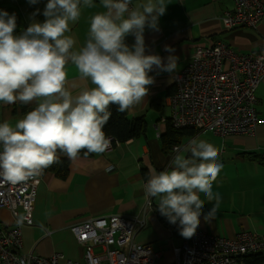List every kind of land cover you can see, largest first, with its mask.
Here are the masks:
<instances>
[{
    "label": "clouds",
    "instance_id": "9594fccd",
    "mask_svg": "<svg viewBox=\"0 0 264 264\" xmlns=\"http://www.w3.org/2000/svg\"><path fill=\"white\" fill-rule=\"evenodd\" d=\"M167 4L100 0L104 10L92 15L79 47L68 34L70 25L79 21L82 8L96 7L94 0H47L45 20L35 21L33 13V22L20 34H15V13L0 10V103L35 105L14 125L0 122V180L17 184L39 176L60 162L58 153L76 160L82 151L100 155L108 149L111 139L103 128L111 116L110 105L129 111L148 95L147 86L155 82L149 75L153 69L177 70L171 46L165 45L170 53L166 62L160 55L146 54L145 28L160 30ZM128 35L135 37L131 46L125 42ZM69 64L80 81L93 86L74 92L75 85L68 82ZM174 151L168 169L148 168L143 191L157 201L169 223L178 222L180 235L191 239L205 201L212 204L205 221L215 219L221 197L213 184L222 165L217 147L203 139L192 138Z\"/></svg>",
    "mask_w": 264,
    "mask_h": 264
},
{
    "label": "crops",
    "instance_id": "0c3cea01",
    "mask_svg": "<svg viewBox=\"0 0 264 264\" xmlns=\"http://www.w3.org/2000/svg\"><path fill=\"white\" fill-rule=\"evenodd\" d=\"M140 2L142 0H133L134 4ZM46 3L47 0H38L36 4H30L28 0H0V10L15 13V34H20L33 22V13H37L35 21L42 23L45 20ZM166 3V12L159 18L160 30L145 28L146 54L160 55L166 62L170 53L165 51V45H169L175 50L171 54L178 57V65L174 73L153 69L149 75L155 82L147 86L148 95L128 111L130 118L144 115L145 131L138 137L118 142L103 154H82L76 160H70L66 176L43 170L37 179L35 224L22 229L24 253L49 257L60 252L68 258L83 261L85 248L71 231L74 224L112 214L141 216L147 200L143 185L148 178V168L168 169L176 155L173 149L176 144L165 148L162 139L169 124L162 119H168L171 113L170 97L176 91V74L191 63L198 45L224 41L239 53H257L264 46V22L257 28H225L221 17L225 11L234 8L233 0H166ZM94 4V8H82L79 21L70 25L68 34L76 39L77 47L85 43L92 15L104 10L100 0H94ZM125 42L129 46L134 44V35H128ZM67 74L69 86L75 85L74 92L93 86L78 79L72 64L67 66ZM256 96V107L263 121L253 134H234L223 140L215 134L213 138L203 139L217 147L218 163L222 165L218 180L213 184V191L221 197L215 219L210 222L204 219V213L212 207L207 201L200 217L198 228L206 232L233 237L243 230H264V79ZM34 106V103H0V122L9 121L14 125ZM198 132L194 136H185L180 144L184 146L192 138L201 139L199 135L204 131ZM259 173L262 178L257 180ZM153 201L155 209L147 214L146 224L138 231L136 241L150 243L160 252L155 264H172L174 248L184 238L178 230L162 221L157 201ZM0 214L5 226L12 225L13 219L7 209L1 210ZM95 251L100 252L101 248L97 247Z\"/></svg>",
    "mask_w": 264,
    "mask_h": 264
},
{
    "label": "built area",
    "instance_id": "2783aa9c",
    "mask_svg": "<svg viewBox=\"0 0 264 264\" xmlns=\"http://www.w3.org/2000/svg\"><path fill=\"white\" fill-rule=\"evenodd\" d=\"M233 1L234 8L221 17L226 29L257 28L264 22L263 0ZM174 79L171 113L162 122L176 129L195 128L224 138L253 134L263 121L256 107V90L264 79V46L257 53H239L224 41L198 45L191 63ZM108 137L111 144L106 151L118 143ZM181 147L176 144L173 149ZM39 176L17 184L0 180V212L7 209L13 219L12 225L5 226L0 217V264H155L161 256L150 243L136 241L147 214L155 209L149 197L141 216L112 214L74 224L71 231L85 248L83 261L60 252L49 257L24 253L22 229L35 224ZM162 221L172 228L165 216ZM97 247L100 252L95 251ZM174 253L172 264H264V232L243 230L228 237L197 228Z\"/></svg>",
    "mask_w": 264,
    "mask_h": 264
},
{
    "label": "trees",
    "instance_id": "16d2710c",
    "mask_svg": "<svg viewBox=\"0 0 264 264\" xmlns=\"http://www.w3.org/2000/svg\"><path fill=\"white\" fill-rule=\"evenodd\" d=\"M32 108H29V111ZM111 116L107 123L104 125V132L107 136L113 137L115 142H125L128 139L140 136L146 129L147 121L144 115L130 118L128 116V110L118 111V105L111 104L109 108ZM198 132L195 128L176 129L168 124L167 131L163 133L162 139L165 148L167 146H173L174 144H180L185 136H194ZM60 162L45 168L44 170H50L59 176H66L69 172L70 159L59 153ZM85 154L83 151L80 155ZM174 230L179 231V224L171 225Z\"/></svg>",
    "mask_w": 264,
    "mask_h": 264
},
{
    "label": "rangeland",
    "instance_id": "374dc122",
    "mask_svg": "<svg viewBox=\"0 0 264 264\" xmlns=\"http://www.w3.org/2000/svg\"><path fill=\"white\" fill-rule=\"evenodd\" d=\"M199 136H201L200 138L201 139H205V138H213V136H215V134H213V133H211V132H209V131H204V132H201V134L199 135ZM217 137V136H216ZM222 138V140H223V137H221ZM218 139H220V137H218ZM219 175H220V173H219ZM219 175H218V177H219ZM262 178V175H261V173H259L258 174V177H257V180H259V179H261ZM217 180H218V178H217ZM0 217H1V214H0ZM258 232L259 233H263L264 232V230H258Z\"/></svg>",
    "mask_w": 264,
    "mask_h": 264
}]
</instances>
